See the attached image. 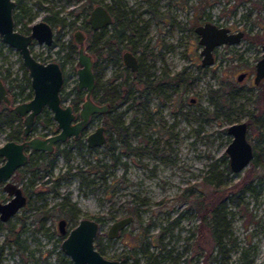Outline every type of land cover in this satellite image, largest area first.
<instances>
[{
	"label": "rangeland",
	"instance_id": "1",
	"mask_svg": "<svg viewBox=\"0 0 264 264\" xmlns=\"http://www.w3.org/2000/svg\"><path fill=\"white\" fill-rule=\"evenodd\" d=\"M20 3L14 13L22 12L26 23L45 19L53 11L64 21L60 25L48 21L54 33L50 46L35 42L30 48L38 60L62 62L63 103H72L77 82L73 31L86 22L89 4L113 7L118 14L114 25L103 32H86L84 46L93 58L97 94L101 86L112 83L118 89L121 100L111 113L123 128L124 139L111 132L112 149L65 142L59 148L68 149L69 157L55 153L51 169L44 171V160L35 158L24 168L22 178L34 182L33 192L29 206L18 209L8 221L0 220V264H73L61 249L62 237L53 221L69 220L71 214V224L82 214L99 216V240L107 256L127 264H168L173 258L177 264H264V100L256 98L258 84L252 83L254 64L262 53V42L253 33L259 31L258 23L264 24V0ZM210 21L246 28L253 38L214 47L212 64L202 66L194 27ZM114 26L122 30L124 40L117 43L114 38L115 49H109L102 43ZM71 42L73 60L58 57L57 48L63 44V54ZM125 50L138 57L145 74L142 81L136 82L124 66ZM23 70L19 52L0 41V72L10 73L3 84L11 88V105L28 94ZM244 70L245 77L237 80ZM15 83L24 85L20 97L11 93L17 90L10 86ZM4 107L0 102V145L22 129L20 117L5 119ZM40 114L41 125L36 122L34 131L45 134L57 124L48 108ZM100 117L89 122L83 143ZM236 121L246 122V137L255 154L248 165L233 172L226 168L225 148L232 139L226 126ZM49 160L45 157V164ZM66 171L67 176H60ZM5 194L0 189V201ZM213 207L220 215L215 230L219 242L209 229L215 223ZM124 215L133 219L118 236L106 239L108 226Z\"/></svg>",
	"mask_w": 264,
	"mask_h": 264
},
{
	"label": "water",
	"instance_id": "2",
	"mask_svg": "<svg viewBox=\"0 0 264 264\" xmlns=\"http://www.w3.org/2000/svg\"><path fill=\"white\" fill-rule=\"evenodd\" d=\"M15 2L13 0H0V38L6 44L19 51L21 62L25 67L31 84L32 96L27 101L13 104L12 110L15 115L22 117L24 136H28L32 128L35 116L46 107L58 126V131L53 135L40 138L33 136L22 142L6 140L0 145V157L4 159L0 165V182H4V189L11 196L9 200L0 202V219L4 221L15 214V211L24 206L25 197L20 188L9 180L14 170L22 166L27 158L25 148L38 151H52L54 142H63L69 137L76 138L84 131L88 124L89 117L93 114H103L107 105L98 104L92 101L91 93L94 91L96 80L92 69L93 58L84 47V34L80 29H75L72 38L76 44V87L84 91V98L77 109V114L73 112L70 103H62L61 88L63 86V70L55 60L43 62L37 60L29 44L31 39L46 46L52 44L53 28L50 23L40 19L31 24L30 32L24 34L18 30H13L12 12ZM88 24L91 28H102L109 25L112 16L103 4L95 5L88 15ZM197 33V43L201 45L200 64L211 65L214 56L212 50L218 45L232 44L238 42L241 32L229 33L226 27L217 26L213 22H204L194 27ZM261 56L254 64L253 82L256 84L264 78V43L261 45ZM124 64L131 70L136 69V58L129 51L123 53ZM244 73L237 75V80H242ZM10 106L5 84L0 78V102ZM227 132L231 135V141L226 145L228 155V167L233 172L249 164L253 157V148L247 140V124L245 121H236L226 126ZM105 140L104 127L100 124L93 131L87 133L86 145L98 147ZM131 215H124L113 220L109 226L108 236L112 238L118 234L132 220ZM59 230L63 232V219L58 220ZM97 223L93 219L80 218L79 223L69 229V233L61 240V249L68 254L73 264H119L116 259H108L94 248L93 239L97 233ZM148 264V263H146Z\"/></svg>",
	"mask_w": 264,
	"mask_h": 264
},
{
	"label": "flooded vegetation",
	"instance_id": "3",
	"mask_svg": "<svg viewBox=\"0 0 264 264\" xmlns=\"http://www.w3.org/2000/svg\"><path fill=\"white\" fill-rule=\"evenodd\" d=\"M14 2H15V5H14V7H13V12H12V19H13V30H15V31H19V32H21V33H24V34H28L29 32H30V26H31V24H33V23H35V22H37L36 20H32V22H24V18H21L20 17V14L22 13V12H16V13H14V11H16V9L19 11L20 10V8L19 7H16L17 6V4L20 2V0H13ZM98 3H96V4H93L92 6H91V4H89V11H88V15H89V12L91 11V9L95 6V5H97ZM106 8H107V10H108V12H109V14L112 16V21H111V23L110 24H112L113 23V21H114V17H113V15L110 13V11H109V6H106L105 4H103ZM91 7V8H90ZM31 13L33 14L34 12H32V8H31ZM56 13V12H55ZM54 13V11L52 12V14H55ZM23 14V13H22ZM51 14V15H52ZM87 15V16H88ZM50 16V15H49ZM48 16V17H49ZM89 17V16H88ZM88 17H87V19H86V22H84L83 24H81V25H78V27L79 28H77V29H80V30H82L83 31V34H84V37H85V35H86V32H88V33H90V34H92V33H95V32H97V31H99V32H103V30L104 29H106L108 26H110V24L109 25H103V27L102 28H97V29H95V28H91V26H89V24H88ZM38 20H40V19H38ZM43 20H45V19H43ZM46 21V20H45ZM62 21L63 20H61V23H62ZM48 22V21H47ZM64 22V21H63ZM48 23H50V22H48ZM70 23H72V24H74V21H70ZM21 24H22V26H21ZM51 24V23H50ZM52 26V25H51ZM218 26V25H217ZM223 26V25H222ZM224 27H226L227 28V30L229 31V33H232V32H241V36H240V38H239V40H238V42H240V40H243L244 38H248L249 40L251 39V38H253V37H250V36H248V33H247V30H246V28H231L230 26H224ZM257 27H258V29H259V31H257L256 33H253V35H255L254 37V39L255 40H257V41H259V42H262V44L264 43V24L263 23H258V25H257ZM54 34V33H53ZM122 35V34H121ZM123 36V35H122ZM52 38H53V35H52ZM85 39H86V37H85ZM85 39H84V42H85ZM123 37H122V41L121 42H123ZM0 41H2L1 40V38H0ZM2 42H4V41H2ZM35 42H37L35 39H31V42H30V44H29V49L31 48V46H32V44H34ZM53 42V41H52ZM120 42V43H121ZM238 42H235V43H238ZM5 43V42H4ZM38 43V42H37ZM6 44V43H5ZM261 44V45H262ZM7 45V44H6ZM9 45V44H8ZM229 45V44H228ZM231 45V44H230ZM102 46H105V47H107L105 44L103 45V43H102ZM85 47V46H84ZM113 47V46H112ZM102 48V47H101ZM113 49H115V47H113ZM260 49H261V46H260ZM86 50H87V48H86ZM125 51H128V50H125ZM124 51V52H125ZM19 52V51H18ZM31 52H32V50H31ZM123 52V53H124ZM130 52V51H129ZM123 53L121 54V57H122V61H123V64H124V60H123ZM131 53V52H130ZM20 54V53H19ZM33 54V53H32ZM132 54V53H131ZM262 54V53H261ZM91 55V54H90ZM133 55V54H132ZM34 57H35V55H33ZM134 56V55H133ZM214 56V55H213ZM261 56V55H260ZM259 56V57H260ZM21 57V56H20ZM36 58V57H35ZM135 58H136V69L135 70H131L130 69V71H131V74H132V76H133V78H134V80L136 81V82H139V81H142V78H141V76H144L145 74H144V69H143V67H141V64H140V62H139V59H138V57L137 56H135ZM37 59V58H36ZM201 59V58H200ZM38 60V59H37ZM51 60H53V59H51ZM39 61H41V60H39ZM56 61V60H55ZM44 62V61H43ZM48 62V61H47ZM58 62V61H57ZM23 63V62H22ZM59 63V62H58ZM59 65H60V63H59ZM74 65H75V63H74ZM202 65V64H201ZM24 66V65H23ZM124 66L126 67V65L124 64ZM203 66V65H202ZM61 67V66H60ZM128 67V66H127ZM25 68V67H24ZM130 68V67H129ZM254 69V68H253ZM23 71H25L26 72V70H23ZM242 73H244L245 75L247 74L246 72H247V70H244V71H241ZM240 72V73H241ZM253 72H254V70H253ZM26 75L28 76V73L26 72ZM95 75V74H94ZM254 75H255V72H254ZM254 75H253V77H252V83H254L253 82V78H254ZM245 77V76H244ZM243 77V78H244ZM1 78V77H0ZM28 78H29V76H28ZM94 79H95V76H94ZM2 80V79H1ZM2 82H3V80H2ZM64 83V82H63ZM264 83V78H262V79H260L256 84H258L257 85V87H259L261 84H263ZM255 83H254V85H256ZM29 85H30V88H31V84L29 83ZM101 86V85H100ZM63 87V86H62ZM115 87H116V85L115 84H111V86H106L105 85V87L104 86H101V92H100V94H97V92H95L96 90H95V88H96V84H95V88L93 89L94 91L91 93V99H92V101H94L95 103H98V104H104V105H107V109H106V112H104L103 114H93V115H91L90 117H89V120H88V124H89V122L90 121H92V119L93 118H96V116H99V115H104V117H106L107 118V120H109L110 118L111 119H113L115 122H117V119H116V116L115 115H113L112 113H111V109H112V107H113V105H115V103L118 101V98H120V96H119V94H118V89H115ZM30 88H29V90H30ZM77 88V87H76ZM10 89L11 88H9V90H7V88H6V90H7V94H8V92L10 91ZM61 90H62V88H61ZM79 90V89H78ZM82 91V90H81ZM61 92V91H60ZM95 92V93H94ZM12 93V92H11ZM31 96H32V94H31ZM8 97H9V94H8ZM10 98V97H9ZM31 98V97H30ZM30 98H25V99H22L23 101H27V100H29ZM83 98H84V96H83ZM97 98H100L101 99V101H97ZM63 99H61V101H62ZM83 100V99H82ZM10 101H11V98H10ZM2 102V101H1ZM5 106H7V107H11V109H12V107H13V104L11 105V102H10V106L9 105H6L4 102H2ZM17 103H20V102H17ZM63 103V102H62ZM81 103V102H80ZM80 103H79V105H78V107L77 108H73V105H72V103H70L71 105H72V108H73V112L74 113H76L77 112V109L79 108V106H80ZM14 104H16V103H14ZM45 108V107H44ZM43 108V109H44ZM13 111V110H12ZM42 111V110H41ZM51 112V111H50ZM77 114V113H76ZM17 117H19L18 115H17ZM41 117V114H40V112L35 116V118H34V122H33V126H32V128H31V130H30V133H29V135L28 136H24L23 134H22V131H23V124H22V129H21V131H19V132H12L8 137V139L7 140H14V141H16V142H22V141H24V140H26V139H28V138H31V137H33V136H38V137H40V138H43V137H46V136H50V135H53L54 133H56L57 131H58V126L56 125V127L55 128H51L50 130H49V132L48 133H43L42 134V132H39V133H35V131H34V129L36 128V122H38V123H40V125H41V120H37L38 118H40ZM20 119H21V122H22V117H20ZM52 119L54 120V118H53V116H52ZM106 120V121H107ZM55 121V120H54ZM118 123V122H117ZM55 124H56V122H55ZM88 124L86 125V127L88 126ZM100 124L104 127V133H105V140H104V142L107 140V141H109V143H112V145H113V141L111 140L112 139V137H111V132L112 131H110V128L107 126H105L101 121H100ZM100 124H98V125H100ZM97 125V126H98ZM96 126V127H97ZM96 127H94V129L96 128ZM86 129V128H85ZM85 129H84V131H85ZM93 129V130H94ZM247 129H248V127H247ZM93 130H91V131H93ZM84 131L82 132V133H84ZM82 133H80V135L78 136V137H76V138H73V137H69V138H67V139H65V141H63V142H54V144H53V150L52 151H46V150H44V151H38V150H31V149H29V148H25V150H24V152H25V154H26V158H27V160H26V162L22 165V166H20V167H17L15 170H14V172H13V174H12V176L9 178V180L11 181V182H14L19 188H20V190L22 191V194L24 195V197H25V204H24V206L25 205H27V206H29V198H30V196H31V194H32V186H34V182L33 181H31V180H23V178H22V176H23V174H24V168H26L29 164H30V162L32 161V160H34V158L35 159H39V160H44V166H43V170L44 171H46V168H45V157H48L49 159H52V158H54L53 156H54V154H55V152H56V149L59 147V145L60 144H63V143H65V142H68V143H70L71 145H78L79 144V138H81V136L83 135ZM89 133V132H88ZM87 136V135H86ZM123 136H124V134H123ZM6 141V140H5ZM85 145H83V146H85V148L87 149V148H93V147H90V146H88V144L86 145V139H85V143H84ZM81 146H82V144H81ZM112 147H114V145L112 146ZM253 153H254V151H253ZM4 161V159L2 158V156L0 157V165L2 164V162ZM53 162V161H52ZM4 182L5 181H2V182H0V189H1V191H5V189H4ZM46 187V186H45ZM6 192V194H5V196H3V199L0 201L1 203H3V202H5V201H7V200H9L10 199V195L8 194V192L7 191H5ZM38 192V191H37ZM38 195H40L41 193L40 192H38L37 193ZM24 206H22V207H20V208H18V209H21V208H23ZM17 209V210H18ZM16 210V211H17ZM15 211V213H17ZM47 212H48V210H47ZM47 212H45L44 213V215H42V217H41V219L42 218H44L46 215H47ZM74 213V212H73ZM15 215V214H14ZM14 215H12V216H14ZM12 216H10L9 218H7V219H5L4 221H2L1 219V221L2 222H5V221H8ZM72 218L71 219H69V220H67V219H65V218H62V217H58V218H54L53 219V221L55 222V224H56V229H57V232H59V234H60V237H62V239L69 233V229L70 228H72L73 226H75L76 224H78L79 223V219L80 218H87V219H93V220H95L96 221V223H97V225H98V227H97V230L99 229V224H100V217L99 216H97V215H90V216H88V215H86V214H82V215H80L79 216V218H77L76 220H78L76 223H74V224H71V220L73 219V216H74V214H71L70 215ZM49 217V216H48ZM59 219H63L64 221H65V223H64V225H63V232H60V230H59V225H58V220ZM44 220V219H43ZM40 222V225H39V227L40 228H42V224H43V222L40 220L39 221ZM110 226V225H109ZM109 226H108V228H109ZM106 229L107 231H106V233H105V236H106V239H113L114 237H116V236H118V234L120 233V231L122 230H120V231H118V234H116L115 236H112V238L111 237H109L108 236V231H109V229ZM44 230L46 231V229L44 228ZM99 238H100V236H99V230L97 231V233H96V235H95V237H94V239H93V243H94V248L97 250V251H99L100 252V254L102 255V256H104V257H107L108 259H112V260H114V259H116L117 261H119V264H127V262L126 261H123V260H121L119 257H109V256H107V254H106V251H105V249H106V247H105V245H104V243L103 242H101L100 240H99ZM14 241L16 242V239H14ZM61 242V241H60ZM4 244H7V242H6V240H5V243ZM12 252V251H11ZM11 252L9 251V254H11Z\"/></svg>",
	"mask_w": 264,
	"mask_h": 264
},
{
	"label": "trees",
	"instance_id": "4",
	"mask_svg": "<svg viewBox=\"0 0 264 264\" xmlns=\"http://www.w3.org/2000/svg\"><path fill=\"white\" fill-rule=\"evenodd\" d=\"M16 7H19V8H21V3L19 2L18 4H17V6ZM109 11H110V13L111 14H113V16H114V21H113V23L111 24V25H114V22H115V20L118 18V14H116V13H114V11H113V7L112 6H109ZM20 17L22 18L23 17V14L21 13L20 14ZM45 20L46 21H49V20H53V21H55V22H57V23H59V25L61 24V19L59 18H57L56 16H55V14H52V15H50L49 17H47V18H45ZM122 30L121 29H119L118 27H116V26H114V28H113V31L110 33V37L108 38V40L107 41H104V43H103V45L105 44L109 49H111V41L114 39V38H116L115 39V42H117V43H120L121 41H122ZM63 44H61L58 48H57V50H56V54H57V56L58 57H63V58H65V59H69V60H73L72 58H73V56H72V54L74 53V51H75V45L71 42V44L69 45V47L67 48V50L63 53V54H60L61 53V51L63 50ZM60 65H62V62L60 63ZM24 72V74H23V81L25 82V83H27V85L29 86V78H28V76L26 75V72L25 71H23ZM9 75H10V73L9 72H5V73H2V72H0V77H1V79L2 80H6V79H8V77H9ZM95 80H96V87L99 85V83H97V78L95 77ZM12 88H17V90L16 91H13L12 92V94H13V96L14 97H17V96H22L23 95V90H24V85L22 84V83H15V84H13V85H10ZM72 91L74 92V96H73V98H72V105H73V108H77L78 107V105H79V103L82 101V99H83V96H84V91H81V90H78L77 88H76V85H74L73 86V89H72ZM96 92V91H95ZM94 92V93H95ZM28 94H26L25 96H23V98L22 99H25V98H30L31 97V91L29 90L28 92H27ZM256 98L258 99V100H264V83L263 84H261L259 87H257V91H256ZM63 97L64 96H61V99H63ZM118 100H121V98H118ZM97 101H101V99L100 98H97ZM3 112H4V116H5V119H10L11 117H13V118H16L17 117V115H15L14 114V112L12 111V109H11V107L9 108V107H7V106H5L4 107V109H3ZM101 122L107 127H109L110 128V131H112V133H115L116 134V137H117V139L119 140H122V139H124V136H123V128H122V126L120 125V123L118 122H115L113 119H109V120H107V118L106 117H104V115H102L101 117ZM107 120V121H106ZM79 140V144L78 145H81V144H83L84 145V143H83V141H82V139L81 138H79L78 139ZM103 144H105V146H107V147H109V149H112L113 147V145H112V143H109V141H105ZM57 152H60L63 156H65V158H68L69 157V150L68 149H64V148H57L56 149V152L55 153H57ZM255 153H253V155H254ZM257 154V153H256ZM55 155V154H54ZM257 157V156H256ZM53 159L54 158H52V159H50L49 160V162H47L46 164H45V168L48 170V169H51L50 167L52 166V161H53ZM103 166V165H102ZM226 168H228V165L226 166ZM67 174H68V172L66 171L65 173H63V174H61L60 176H67ZM134 211L136 212V209H134ZM210 214H212V216H213V218L215 219L214 220V224H211L210 226H209V229H210V231L213 233V235H215V239H216V241L217 242H219V238H220V235L219 234H216L215 233V230H216V227L217 226H219V217H220V215L217 213V210H216V207H213L211 210H210ZM147 237V235H146V233H144V236L141 238L142 239V243L144 244V241H145V238ZM143 253L145 254V256H147V260H148V262L149 263H152V260H150V258H151V256H150V254L148 253V251L146 250V249H143ZM136 264V263H135ZM168 264H177V259H174L173 258V260L171 261V262H169Z\"/></svg>",
	"mask_w": 264,
	"mask_h": 264
}]
</instances>
